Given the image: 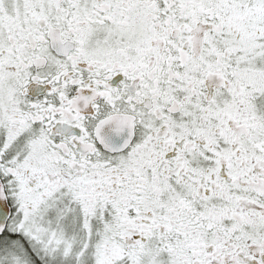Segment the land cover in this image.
Here are the masks:
<instances>
[{"label": "snow or ice", "instance_id": "6c2138e0", "mask_svg": "<svg viewBox=\"0 0 264 264\" xmlns=\"http://www.w3.org/2000/svg\"><path fill=\"white\" fill-rule=\"evenodd\" d=\"M0 264H264V0H0Z\"/></svg>", "mask_w": 264, "mask_h": 264}]
</instances>
